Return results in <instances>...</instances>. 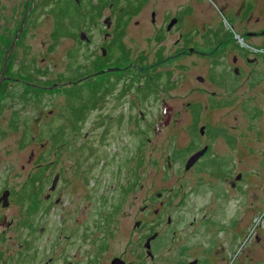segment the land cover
<instances>
[{
    "label": "flooded vegetation",
    "instance_id": "1",
    "mask_svg": "<svg viewBox=\"0 0 264 264\" xmlns=\"http://www.w3.org/2000/svg\"><path fill=\"white\" fill-rule=\"evenodd\" d=\"M27 1L30 7L19 20L7 64L15 47H34L41 25L50 24L57 44L60 38H68L61 35L70 28L72 44L67 47L77 45L83 55L76 81L94 88L95 94L94 107L73 110L80 114L77 116L66 112L62 123H56L55 113L49 111L45 118L49 138L38 141L22 164L35 192L43 189L33 207L34 223L39 226L32 232L38 240L31 252L37 251L42 235L48 233L46 245L40 249L41 254H48L43 264H246L249 253L241 248L245 240L241 220L232 219L227 208L224 211V202H194L197 213L186 218L185 212L177 210L190 209L187 203L176 206L174 200L184 189L181 179L205 160L211 158L208 163L213 174L230 161L242 163L239 143L250 132L232 124L224 141L233 153H221L205 143L187 155L184 168L174 162L180 146L159 137L167 138L168 129L172 131L169 138L177 135L174 130L177 123L182 124V113L198 116L200 105L202 113H207L218 106V98L233 97L246 81L258 79L257 67L264 63V0H69L76 7L71 18L59 1L43 16L36 9L39 0ZM0 69L1 79V64ZM4 80H9L5 74ZM234 82L233 87L230 83ZM225 83L231 91L225 89ZM163 108L169 113L163 115ZM91 114L93 122L82 133L80 127ZM206 127L207 123L200 127L201 135ZM4 134L0 124V138ZM203 149L205 153L187 168L188 160ZM151 159L157 164L152 183L151 175L144 179V168ZM167 170L173 176L177 173L179 184L165 189ZM234 171L224 180L229 190H238L244 179L242 170ZM6 190L11 195L10 189H3L0 225L5 209L15 200L9 195L4 205L1 198ZM136 199L143 204L132 211ZM102 203H110L109 210L93 219L118 211L124 216H141L133 225V246L119 250L100 242L87 251L85 237L76 229L78 247L71 253L72 229L66 221L87 222V204ZM54 222L60 227L53 228L52 234ZM254 238L256 246L264 247V230L257 231ZM17 248L15 264H28V244L21 242ZM102 257L107 260L103 262ZM32 260H38L37 254Z\"/></svg>",
    "mask_w": 264,
    "mask_h": 264
},
{
    "label": "rangeland",
    "instance_id": "2",
    "mask_svg": "<svg viewBox=\"0 0 264 264\" xmlns=\"http://www.w3.org/2000/svg\"><path fill=\"white\" fill-rule=\"evenodd\" d=\"M58 1L61 9L68 12V18L76 14L75 4L69 0H39L36 6L37 12L41 16L48 14ZM29 7L30 3L27 0H0V64L2 68L18 33L19 20ZM49 25L43 24L37 28L34 38L36 44L32 49L26 46L21 47L23 50L14 48L9 56L5 73V79L9 80L6 82L4 80L0 86V124L5 133L4 137L0 138V196L3 189H10V198L15 199L2 215L0 264H15L17 245L21 242L27 243L31 252V247L38 240L32 233L37 232L39 226V223H34L36 218H34L33 207L36 206L37 196H42L43 189L35 192L31 178L28 177L27 172L22 171V164L27 162L38 141L49 138L47 120H45L47 114L52 110L55 113L53 120L59 124L66 120V112L70 111L77 116L80 114H74L73 110L82 111L94 107V88L81 85L79 81H76L81 76L79 71L83 55L77 45L69 49L67 47L72 44L73 31L65 28L64 35L61 36L68 38H60L57 44L56 37L51 35ZM257 70L258 79L252 82L246 81L244 88L233 92L236 93L235 96L218 98L215 103L218 106L207 113H202L200 105L198 116L194 113L190 116L182 113V124L177 123L178 128L174 130L177 135L169 138L168 134L172 131L168 129L167 138L164 135L159 137V139L163 138L165 143L170 141L173 144L175 141L180 146V156H177L174 162L177 167L184 168L187 155L201 148L205 143H211L213 148L221 153H233L224 141L228 139L227 133L232 124H238L239 127L250 132L239 143L242 150L240 152V157L243 158L242 163L230 161L227 167L217 169V173L213 174L209 168L211 158L205 160L194 172H190L181 179L184 189L174 200L176 206H181V202L187 203L185 206L190 209L177 210V212H185L186 218H192L197 213L193 206L194 202L208 203L215 200L224 202V211L227 208L232 219L237 217L241 220L245 234L241 248L244 246L249 253V258L245 259L246 264H264V247L262 244L256 246L254 240L255 233L264 230V63L259 65ZM73 80L75 82H72ZM230 84L234 87L237 82ZM224 85L227 91H231V87H228L226 83ZM185 99L187 97H183V100ZM168 113L169 110L166 111L163 108V115ZM93 118L94 114H91L83 127H80L82 133L90 128ZM206 123L207 132L205 130V134L201 135L199 129ZM157 126L155 125V128ZM242 145H245L247 149ZM156 166L157 164L151 159L144 168V179L151 175L149 177L151 183L155 181L153 170ZM233 170H236L234 173L242 170L244 175L238 190H229L224 182L226 177L231 176L229 172ZM176 176L177 173L173 176L167 170L163 187L166 189L179 184ZM103 196L110 198V194L106 192ZM253 202L255 206H252ZM142 204L143 201L136 199L132 211L137 210ZM109 205L110 203L87 204V207H84L87 212L85 216L87 222L66 221L72 229L69 233L71 243L68 244L71 253L76 252L78 247L74 233L76 229L79 230L80 236L85 237L87 251L91 245L95 246L100 242L111 244L114 249L119 250L130 247L129 245L133 246L135 236L133 225L137 217L141 216L134 213L131 216H124L122 211H118L111 215L104 213L101 220L93 219L98 213L109 210ZM223 217L226 218L225 214ZM40 218L45 220L46 215L40 214ZM10 221L14 223L9 227L7 223ZM54 225L50 227L52 234L53 228L57 230L60 227L57 222H54ZM250 236L253 244H251ZM47 240L48 233L43 234L40 240L41 246L34 252L38 260L36 262L32 260L34 254L31 252L28 264H43L48 254L47 251H43L42 255L40 249L46 245ZM136 249L133 252H136ZM89 255L87 253V259ZM101 259L103 262L107 260L104 257Z\"/></svg>",
    "mask_w": 264,
    "mask_h": 264
},
{
    "label": "water",
    "instance_id": "3",
    "mask_svg": "<svg viewBox=\"0 0 264 264\" xmlns=\"http://www.w3.org/2000/svg\"><path fill=\"white\" fill-rule=\"evenodd\" d=\"M6 65H7V58L5 60V66H4V69L2 71V77L0 79V85L3 81V77H4V74H5V69H6ZM204 129V127H202V130ZM206 149H203L199 152H197L196 154H194L187 162V168H190L204 153H205ZM9 195H10V191L9 190H6L4 192V195L2 196L1 200H4V205H7L8 204V198H9Z\"/></svg>",
    "mask_w": 264,
    "mask_h": 264
}]
</instances>
